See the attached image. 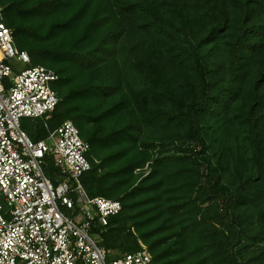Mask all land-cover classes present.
<instances>
[{
  "label": "trees",
  "instance_id": "16d2710c",
  "mask_svg": "<svg viewBox=\"0 0 264 264\" xmlns=\"http://www.w3.org/2000/svg\"><path fill=\"white\" fill-rule=\"evenodd\" d=\"M72 121L90 197L122 203L99 243L154 264H264V0H0ZM46 175L59 170L47 158ZM142 244V245H141Z\"/></svg>",
  "mask_w": 264,
  "mask_h": 264
},
{
  "label": "built area",
  "instance_id": "2783aa9c",
  "mask_svg": "<svg viewBox=\"0 0 264 264\" xmlns=\"http://www.w3.org/2000/svg\"><path fill=\"white\" fill-rule=\"evenodd\" d=\"M0 264H154L142 245L111 259L97 227L106 228L122 203L92 198L82 177L92 170L90 144L72 121L35 142L24 119H44L59 98L57 73L33 66L15 45L0 7ZM47 158L59 170L56 185L45 173Z\"/></svg>",
  "mask_w": 264,
  "mask_h": 264
},
{
  "label": "rangeland",
  "instance_id": "374dc122",
  "mask_svg": "<svg viewBox=\"0 0 264 264\" xmlns=\"http://www.w3.org/2000/svg\"><path fill=\"white\" fill-rule=\"evenodd\" d=\"M36 122H37V120L24 119L22 121V124H23V127H24L25 130H31L35 126Z\"/></svg>",
  "mask_w": 264,
  "mask_h": 264
},
{
  "label": "snow or ice",
  "instance_id": "6c2138e0",
  "mask_svg": "<svg viewBox=\"0 0 264 264\" xmlns=\"http://www.w3.org/2000/svg\"><path fill=\"white\" fill-rule=\"evenodd\" d=\"M0 27H2V26H0Z\"/></svg>",
  "mask_w": 264,
  "mask_h": 264
}]
</instances>
